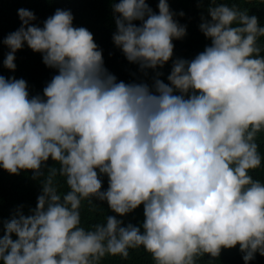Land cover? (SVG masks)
I'll use <instances>...</instances> for the list:
<instances>
[{"label":"clouds","instance_id":"clouds-1","mask_svg":"<svg viewBox=\"0 0 264 264\" xmlns=\"http://www.w3.org/2000/svg\"><path fill=\"white\" fill-rule=\"evenodd\" d=\"M207 2L215 6L199 30L210 44L173 60L186 26L168 0H158V12L148 0H111L112 42L153 73L151 86L118 81L70 10L56 9L42 26L18 10L20 27L0 40L9 49L3 68L14 71L27 46L56 74L34 96L24 79L0 74V169L49 176L29 214L18 208L0 219V264H98L138 247L154 264H197L237 246L244 264L264 256V182L251 174L264 163V26L246 10ZM169 61L165 83L158 69ZM93 199L114 215L86 230L81 203ZM140 206L142 225L117 218Z\"/></svg>","mask_w":264,"mask_h":264},{"label":"trees","instance_id":"trees-1","mask_svg":"<svg viewBox=\"0 0 264 264\" xmlns=\"http://www.w3.org/2000/svg\"><path fill=\"white\" fill-rule=\"evenodd\" d=\"M168 2L170 10L176 14L174 19L179 24L186 26L185 37L173 41L175 47L172 59L191 60L210 44V40L206 39L199 30V25L202 18L208 19V7L215 6V4H210L207 0L204 3H198L197 0H168ZM215 2L216 4L225 3L240 11L246 10L250 16L255 15L260 25L264 26V0H215ZM148 3L154 12H158V0H148ZM21 8L31 10L34 13L36 19L33 23L38 26H42L44 20L52 16L56 9L70 10L74 17L73 26L85 27L93 34L95 43L103 52L104 66L117 77L118 81L125 83L144 81L151 86L153 73L149 71L145 76L137 65L126 61L121 51L112 42L115 23L111 0H0V40L20 27L21 21L17 13ZM181 12L184 13L182 17L179 15ZM259 43L264 49V37L260 38ZM8 51L6 46L0 45V74L6 78H22L27 82L30 96L42 95L43 88L50 82L56 71L47 68L42 63L41 55L33 53L27 46L15 53L16 68L14 71H9L2 66L3 58ZM170 70L171 61L162 69H158L162 73L160 79L164 80L165 83H167ZM257 143L261 156L264 157V134L258 136ZM47 167L58 169L59 164L49 160ZM44 173V176L34 180L31 171H21L18 175H10L0 169V219L9 220L18 208H22L23 213L27 215L30 209L36 207L41 186L49 176L47 169H44ZM251 174L254 179L264 182V163ZM101 179L103 180L102 190H107V177L104 176ZM53 182L61 196L69 191L62 176L57 174L53 177ZM80 212L81 226L86 230H90L95 224L105 223L107 216L114 215L106 202L95 199L92 203L87 200L82 201ZM117 218L122 219L124 225L128 223L142 225L144 219L143 206L124 217ZM242 257L243 253L237 246L222 250L216 258H211L208 255L199 257L197 264H244ZM98 264H154V261L143 247H138L129 249L127 257L106 255L101 258ZM248 264H264V256L256 253L254 259Z\"/></svg>","mask_w":264,"mask_h":264}]
</instances>
